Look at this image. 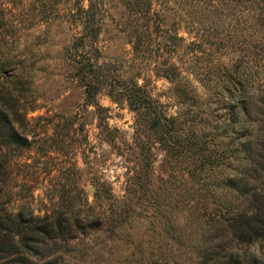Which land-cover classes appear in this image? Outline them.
<instances>
[{
    "label": "rangeland",
    "instance_id": "obj_1",
    "mask_svg": "<svg viewBox=\"0 0 264 264\" xmlns=\"http://www.w3.org/2000/svg\"><path fill=\"white\" fill-rule=\"evenodd\" d=\"M243 2L102 0L92 27L96 72L138 84L190 126L205 140L203 169L157 139L137 145L118 89L103 84L86 99L70 52L89 0H0V65L9 70L0 80L19 91L16 103L35 106L22 140L9 144L1 132L0 214H61L65 227L64 240L34 247L23 264H264V234L253 225L243 234L244 205L228 181L247 183L245 198L264 214V129L254 135L260 124L249 123L253 160L231 139L239 82H248L252 116L264 101V19Z\"/></svg>",
    "mask_w": 264,
    "mask_h": 264
},
{
    "label": "trees",
    "instance_id": "obj_2",
    "mask_svg": "<svg viewBox=\"0 0 264 264\" xmlns=\"http://www.w3.org/2000/svg\"><path fill=\"white\" fill-rule=\"evenodd\" d=\"M243 1V5L245 3L246 8L250 10L255 9L254 16L257 15L264 19V0ZM89 2L88 9L83 10L85 14L82 15L84 18L82 21V34L78 37L75 43L76 45L70 52L72 61L75 63V74L79 76L86 99L89 102L94 101L93 99L97 91L103 84H109L110 87L118 89L119 94L127 101L130 110L134 112L136 127L135 143L137 145L143 148L152 138L157 139L168 152H175L181 156L193 157L192 160L197 162V166L200 164L201 160L200 167L204 169L208 162L201 152H199V147L205 140L199 141V138H196L190 133V126L189 131H186L185 128L180 125L184 122L176 123L175 119L167 118L163 113L162 105L153 100L148 94H145L143 88L138 86V84L133 83L118 86L113 82L115 81L114 78L105 77L104 74L96 72L98 70L95 66L97 51L92 45L91 34H95L96 38L99 27L95 26V31L92 27L97 12L102 8V0H89ZM0 12H5L2 6H0ZM9 66H11V64ZM11 68L13 69V66H11ZM8 72L7 64H1L0 77H4ZM1 81L2 80H0V139L2 138L1 132L4 130L8 134L6 137L7 142L9 144H15L16 140H22L20 137L21 134L27 132L26 110L34 109L35 106L30 105L27 108L24 104L16 103V95H18L19 91L15 88L9 90L5 89ZM247 83V81L242 80L239 82V86L241 87V103L239 104V111L235 112L232 109L231 114L236 117H233L232 120L238 122L241 126L237 129L234 127L231 128V131L234 129L237 130L236 132H231V134H235L231 139L233 143L235 141V144H239L238 150L246 155V160L248 158L253 160L257 156L253 154V152L256 150L258 141L251 140L254 137L251 135L252 129L249 123L251 122L253 127L254 124H260V132L254 134L259 136L262 129H264V101L261 100L260 105H254L255 115L252 116L250 108L252 102H250L251 98L249 99L247 96ZM232 107L233 106H229L228 108L231 109ZM98 108L102 109L100 106H98ZM216 111L219 110L213 109L210 113H216ZM221 116L222 114L219 117ZM241 116H243V119ZM213 117H216V119L219 118L218 116ZM254 119H258L256 123ZM201 120L202 118L199 119V121ZM193 124L194 122L191 123V125ZM24 141L25 140H23L22 143H24ZM17 143L19 144V142ZM225 156L228 158L230 155H224L223 157ZM262 160H264L263 156ZM205 161L207 163L204 165ZM228 181L239 191L241 202L244 205L242 215L244 219L242 225L239 226L243 234L247 233L250 227H252L251 225H253L260 234H264V214L261 209L262 205H258L257 203L256 206V203H251L249 200L247 201L245 198L247 196V183H244V186L240 185L241 187L238 188V180H231V178H228ZM249 210L252 213L248 216ZM60 216L55 215V213H50L38 217L34 216L32 211H29L27 216H24L23 212H20L17 216H12L7 213L0 214V264H23L21 260L28 258L33 249L38 248L39 245L43 247V244H46V241L49 240L52 242L64 240L62 233L65 231V227L62 226V223L59 221ZM254 217H256L257 220H254ZM230 261V259L220 261L214 260L210 264H231ZM33 264L58 263L55 260L46 259L33 261Z\"/></svg>",
    "mask_w": 264,
    "mask_h": 264
}]
</instances>
